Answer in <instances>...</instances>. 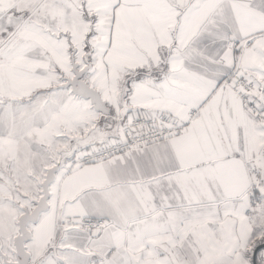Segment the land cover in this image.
Wrapping results in <instances>:
<instances>
[{
	"label": "snow or ice",
	"instance_id": "6c2138e0",
	"mask_svg": "<svg viewBox=\"0 0 264 264\" xmlns=\"http://www.w3.org/2000/svg\"><path fill=\"white\" fill-rule=\"evenodd\" d=\"M0 264H264V0H0Z\"/></svg>",
	"mask_w": 264,
	"mask_h": 264
}]
</instances>
